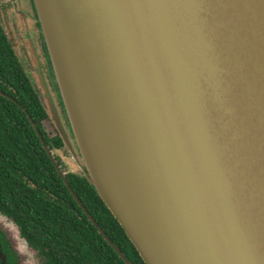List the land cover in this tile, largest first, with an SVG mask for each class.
Listing matches in <instances>:
<instances>
[{
  "label": "water",
  "instance_id": "water-1",
  "mask_svg": "<svg viewBox=\"0 0 264 264\" xmlns=\"http://www.w3.org/2000/svg\"><path fill=\"white\" fill-rule=\"evenodd\" d=\"M33 3L86 178L142 261L264 264V0Z\"/></svg>",
  "mask_w": 264,
  "mask_h": 264
},
{
  "label": "trees",
  "instance_id": "trees-1",
  "mask_svg": "<svg viewBox=\"0 0 264 264\" xmlns=\"http://www.w3.org/2000/svg\"><path fill=\"white\" fill-rule=\"evenodd\" d=\"M0 91L12 98L0 95V213L45 264H126L74 200L34 131L28 116L49 150L64 144L62 137L46 136L42 120L48 114L1 24ZM65 178L113 245L132 264H145L86 175ZM0 251L9 254L1 234Z\"/></svg>",
  "mask_w": 264,
  "mask_h": 264
},
{
  "label": "flooded vegetation",
  "instance_id": "flooded-vegetation-1",
  "mask_svg": "<svg viewBox=\"0 0 264 264\" xmlns=\"http://www.w3.org/2000/svg\"><path fill=\"white\" fill-rule=\"evenodd\" d=\"M0 24L4 28L7 40L10 42L17 60L28 76L41 101H44V97L41 94L42 86L39 83H41L42 79L43 82H45L47 91L54 105V110L57 114L58 122L62 131L65 133V137H67L71 143L76 156L74 158L69 148L63 143L60 147L54 146L52 150H49L48 148V151L52 155L65 180V174L69 173L82 176L86 175V167L83 164L74 141V137L71 134L68 120L65 116L60 93L57 87L52 64L48 56L40 24L38 22L33 0H0ZM38 72H40L41 75L38 74ZM43 126L48 129V131H45L43 128L49 140H53L57 137L61 138V134L56 125L53 124V121L49 120L48 117L42 120V127ZM68 166H72L73 169L71 170ZM56 171L65 183V180L62 178L59 171L57 169ZM65 185L70 193H72V197L75 200L69 184L67 185L65 183ZM0 234L5 240V245L9 253L5 255L0 252V264H21L18 254L14 252L6 237H4L1 232ZM20 238L23 240L21 236ZM26 245L28 248L34 250L36 256H38L39 263L37 264H45V258L43 255H41L38 250L30 247L27 243Z\"/></svg>",
  "mask_w": 264,
  "mask_h": 264
},
{
  "label": "rangeland",
  "instance_id": "rangeland-1",
  "mask_svg": "<svg viewBox=\"0 0 264 264\" xmlns=\"http://www.w3.org/2000/svg\"><path fill=\"white\" fill-rule=\"evenodd\" d=\"M38 74H40V72H38ZM39 84L42 86L41 94L44 97V101L50 100L52 105H53V102L49 96V93L47 91L45 82H43V79H42L41 83H39ZM53 108H54V105H53ZM48 119L52 120L51 117H49V116H48ZM53 124H54V122H53ZM43 128L45 131H48L47 127L43 126ZM67 143H68L69 147L67 145L66 146L69 148L72 156L75 158V156H76L75 151L72 148V145L68 139H67ZM68 167L71 170L73 169L72 166H68ZM0 232L4 235V237H6L7 241L11 244V247L14 250V252L16 254H18L21 264H37V263H39L38 256H36L34 250H32L31 248H28L26 243L20 238V236L18 234V230L15 227V225L10 220L3 218L1 216V214H0ZM0 255H1V253H0Z\"/></svg>",
  "mask_w": 264,
  "mask_h": 264
}]
</instances>
